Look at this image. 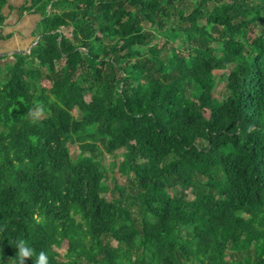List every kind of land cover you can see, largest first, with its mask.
Returning <instances> with one entry per match:
<instances>
[{
  "label": "trees",
  "instance_id": "trees-1",
  "mask_svg": "<svg viewBox=\"0 0 264 264\" xmlns=\"http://www.w3.org/2000/svg\"><path fill=\"white\" fill-rule=\"evenodd\" d=\"M17 11L39 20L0 57V264L18 238L48 264H264V0ZM100 150H125L129 198Z\"/></svg>",
  "mask_w": 264,
  "mask_h": 264
},
{
  "label": "rangeland",
  "instance_id": "rangeland-1",
  "mask_svg": "<svg viewBox=\"0 0 264 264\" xmlns=\"http://www.w3.org/2000/svg\"><path fill=\"white\" fill-rule=\"evenodd\" d=\"M16 18H17V22L18 20L21 18V16L18 14H16ZM27 17H23V20H25ZM31 23H33L31 20H28L25 22V25L22 26L20 23H14V25H11L10 27H8L9 29L5 30V31H11L12 33H17V31H21L22 29H24L23 27L26 26V28H28V26L30 27ZM153 37V43H161L163 41V37H160L158 34H156V32L152 33ZM12 43L14 44L13 40L9 43L6 42H0V47L3 48L5 51H10L9 49H7L8 45ZM177 44V43H175ZM31 47V46H30ZM3 49H1L2 51H4ZM89 99V97H87V100ZM76 117L79 116L78 112H75L74 114ZM70 149L71 152L73 153V155H76L78 153V148L76 144H72L70 145ZM101 154L98 155V158L101 162V165L103 166V168L105 169V175H106V184L108 186V190L109 192L114 191L115 188V184L116 183H120L125 187L126 190V195L129 198L130 195H133V192L130 191L131 189V183L127 180H125L124 176L122 175V173L120 172V163L122 162V158H123V154L125 153V150H118L116 151L113 155H109L103 151H101ZM90 153H86V156H89ZM130 178H132V175L130 176ZM112 190V191H111ZM109 193H105V196H108ZM117 194V192H116ZM132 210L135 211V213L137 212V207L133 206ZM117 242L115 240L112 241V245L116 246ZM61 254H63V250L60 251Z\"/></svg>",
  "mask_w": 264,
  "mask_h": 264
},
{
  "label": "crops",
  "instance_id": "crops-1",
  "mask_svg": "<svg viewBox=\"0 0 264 264\" xmlns=\"http://www.w3.org/2000/svg\"><path fill=\"white\" fill-rule=\"evenodd\" d=\"M21 3V0H9L8 4L5 6L3 10V14L7 17V20L5 21V25L2 29V33L4 36H10L6 38V40H2L0 42H6L9 43L13 40L14 44L10 43L7 47L10 51H5L3 48L0 47V57L1 56H8L6 60H3L2 62H10L13 58L12 56L19 52H26L28 51L32 46V43L35 40V30L36 25L38 22V17L35 15H23L17 22L16 14H18L17 8L19 4ZM23 17H27L25 20H23ZM31 20L33 23H31L30 27L28 28L23 27L21 31H17V33H12L11 31H5L8 30L11 25H14V23H20L22 26L25 25V22ZM3 49L4 51H2Z\"/></svg>",
  "mask_w": 264,
  "mask_h": 264
},
{
  "label": "clouds",
  "instance_id": "clouds-1",
  "mask_svg": "<svg viewBox=\"0 0 264 264\" xmlns=\"http://www.w3.org/2000/svg\"><path fill=\"white\" fill-rule=\"evenodd\" d=\"M15 248L17 249V264H24L27 258L34 255H36V264H48L46 252L40 251L36 254L34 249L22 238L15 241Z\"/></svg>",
  "mask_w": 264,
  "mask_h": 264
},
{
  "label": "water",
  "instance_id": "water-1",
  "mask_svg": "<svg viewBox=\"0 0 264 264\" xmlns=\"http://www.w3.org/2000/svg\"><path fill=\"white\" fill-rule=\"evenodd\" d=\"M32 46H33V45H32ZM32 46H31V48H32ZM31 48H30V49H31ZM30 49H29V50H30Z\"/></svg>",
  "mask_w": 264,
  "mask_h": 264
}]
</instances>
